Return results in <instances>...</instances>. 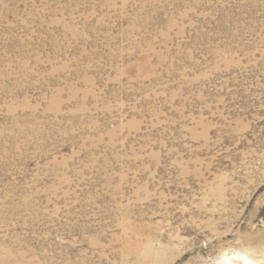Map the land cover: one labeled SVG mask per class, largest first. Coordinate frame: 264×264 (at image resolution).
Masks as SVG:
<instances>
[{
	"label": "rangeland",
	"instance_id": "374dc122",
	"mask_svg": "<svg viewBox=\"0 0 264 264\" xmlns=\"http://www.w3.org/2000/svg\"><path fill=\"white\" fill-rule=\"evenodd\" d=\"M264 264V0H0V264Z\"/></svg>",
	"mask_w": 264,
	"mask_h": 264
},
{
	"label": "bare ground",
	"instance_id": "6f19581e",
	"mask_svg": "<svg viewBox=\"0 0 264 264\" xmlns=\"http://www.w3.org/2000/svg\"><path fill=\"white\" fill-rule=\"evenodd\" d=\"M230 264H237V262H233V261L230 260Z\"/></svg>",
	"mask_w": 264,
	"mask_h": 264
}]
</instances>
